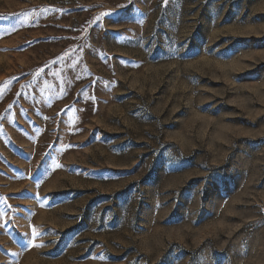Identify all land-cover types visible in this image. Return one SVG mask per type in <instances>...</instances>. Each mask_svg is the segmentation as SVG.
<instances>
[{
    "label": "rangeland",
    "instance_id": "obj_1",
    "mask_svg": "<svg viewBox=\"0 0 264 264\" xmlns=\"http://www.w3.org/2000/svg\"><path fill=\"white\" fill-rule=\"evenodd\" d=\"M0 264H264V0H0Z\"/></svg>",
    "mask_w": 264,
    "mask_h": 264
},
{
    "label": "snow or ice",
    "instance_id": "obj_2",
    "mask_svg": "<svg viewBox=\"0 0 264 264\" xmlns=\"http://www.w3.org/2000/svg\"><path fill=\"white\" fill-rule=\"evenodd\" d=\"M166 3H167V0H165V4H166ZM102 15H104V14H102ZM109 15H111V14H109ZM114 22H119L118 17L115 18V21H114ZM231 54H233V53H232L231 51H229V52H226V53H224V54H222V55H231ZM57 167H60V165H57ZM39 235H40V233H39L35 228H33V230H32V237H33V238H36V237H38ZM30 242L33 244L34 247H43L42 244H36V243H35V239H32Z\"/></svg>",
    "mask_w": 264,
    "mask_h": 264
}]
</instances>
